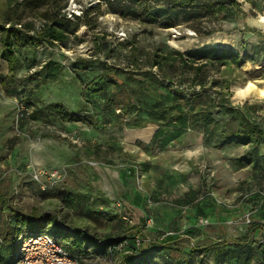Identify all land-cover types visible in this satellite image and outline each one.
<instances>
[{
  "label": "rangeland",
  "instance_id": "374dc122",
  "mask_svg": "<svg viewBox=\"0 0 264 264\" xmlns=\"http://www.w3.org/2000/svg\"><path fill=\"white\" fill-rule=\"evenodd\" d=\"M238 1L240 8L231 6L229 12L214 14L201 6L184 11L174 0H67L66 10L82 12V15L91 6L98 7L89 12L87 21L81 22L77 31L79 40L72 39L56 47L42 44L24 51L23 60L27 62L35 59L40 65L49 60L63 64L64 70L57 80H42L36 73L40 65L24 68L9 76L10 79L0 76V100L4 101L0 134L32 139L38 145L44 137L50 136L59 145L69 148L64 149L65 156L76 154L80 158L74 162L65 160L64 170H57L55 179L43 176L36 181L33 177L36 166L27 170L22 167L0 170V190L15 209L6 207L7 212L13 215H18L16 211L25 212L36 220L51 214L66 227L80 228L98 239L123 238L126 218L132 219L129 223L132 225L136 223V215L146 221L153 217L152 226L145 225L148 239L179 238L177 245L164 251V258H155L156 264H167L170 259L177 264H258L256 259L248 257V249L242 254L232 249L226 259L196 249L225 234L215 219L217 212L208 202L219 195L214 190L217 172L211 170L207 162L200 164V170L189 171L187 178L183 176L179 183L172 182V170H141L136 161L128 160L130 168L137 165L139 170H123L126 160L120 158V152L125 135L150 138L156 127L151 124L139 130H126L125 127H133L148 117L147 112L146 116H139L144 112L137 108V118L124 114L117 98L109 101L114 87L104 78L107 68L110 72L111 68H118L125 74L129 93L132 87L144 82L142 74L148 66L144 56L158 47L164 51L201 49L209 45L234 50L245 48L258 56L254 57L256 61L246 60L240 66L229 68L208 67L204 81L206 89L210 90H223L226 83H230L233 104L251 106L253 118L264 125V0H253L255 4ZM4 10V0H0V21ZM194 30H214V33L198 37ZM131 42L137 46L141 57L138 65L133 63ZM78 61L84 64L78 65ZM213 81L218 84L212 87ZM10 83L16 87L11 89ZM35 87L38 91L32 97L31 90ZM21 95L33 113L39 110L38 122L33 125L30 124L35 121L33 113L24 120H16V100ZM58 103L69 112L79 114L82 124L72 131L60 127L59 116L52 112ZM93 121H99L101 130L94 128L92 133L87 128L86 124H94ZM166 131L165 139L172 136V129ZM110 137L115 142L112 160L104 154V138ZM89 151L93 157L86 158L84 155L89 156ZM7 152L3 150L2 154ZM245 177H241L242 185L247 183ZM15 186L19 188L18 193H14ZM218 199L221 204L229 203ZM242 220L246 221V217ZM61 242L67 248V243ZM126 244L121 242L117 250L131 251ZM119 262L120 254L108 249L106 256L89 251L80 264Z\"/></svg>",
  "mask_w": 264,
  "mask_h": 264
},
{
  "label": "trees",
  "instance_id": "16d2710c",
  "mask_svg": "<svg viewBox=\"0 0 264 264\" xmlns=\"http://www.w3.org/2000/svg\"><path fill=\"white\" fill-rule=\"evenodd\" d=\"M248 1L255 4L253 0ZM174 2L184 11L196 10L201 6L214 14L220 11L229 12L231 6L241 7L238 0H174ZM66 3L67 0H4L5 10L0 21V58L7 61L9 74H16L24 68L40 65L35 59L29 62L23 60L26 49H34L42 44L56 47L67 44L72 39L79 40L77 31L81 22L87 21L89 12L96 10L98 5L91 6L82 17H77L73 21L63 14ZM26 14H31L33 17L30 18ZM38 20L45 23L41 31L36 32ZM31 31L35 33L32 34ZM194 32L198 37H208L214 33V30L205 32L194 30ZM130 51L133 63L138 65L141 57L133 42L130 44ZM144 57L148 65L142 74L144 82L139 83L136 88L132 87L129 93L122 92L126 81L125 74L118 68H111V72L108 68L106 70L105 82H109L114 87L110 100L117 98L124 114H133L132 117L137 118V108H140L144 115L146 111L152 122L154 120L164 127L161 132L162 138H166L164 133L167 129H172V136L167 140L191 128L204 131L208 143H212L215 147L241 144L248 145L251 150L264 152V125L253 118L250 106L233 104L229 90L230 83L227 82L223 90L217 88L210 90V88L206 89L204 81L208 67L221 69L240 66L246 60L256 61L254 57L258 58L257 55L247 52L245 48L234 50L209 45L201 49L193 48L185 51L175 49L164 51L158 47ZM77 64L83 65L84 62L78 61ZM63 70V64L49 60L41 64L36 73L44 81H54L59 78ZM217 84V81H213L211 86ZM200 103L202 108L197 107ZM38 111H34V118H37ZM52 112L63 121L82 120L79 114L69 112L61 103L55 104ZM0 198L5 200L9 209L15 210L7 197L5 199L0 193ZM16 212L22 217L21 224H18L19 234L41 232L51 223L49 227L53 236L58 241L64 240L68 251L82 259L91 250L106 256L107 250L110 249L111 253L120 254L118 264H155L156 257L163 256L167 248L177 245L179 241L174 236H167L160 241L148 239L144 231L146 219L137 215L135 224H129L132 223V219L126 220L127 229L123 238L107 236L98 239L80 228L66 227L51 214H45L41 219L36 220L20 211ZM256 228L257 226L250 227L245 235L233 238L232 242L215 241L196 249L203 250L204 253L214 249L216 257H219L220 254H224L227 246L253 243L252 235ZM128 239H132V242ZM123 241L127 243L125 247L129 246L131 251L117 250ZM248 257L253 258V255L250 253ZM260 257V264H264L263 250Z\"/></svg>",
  "mask_w": 264,
  "mask_h": 264
},
{
  "label": "crops",
  "instance_id": "0c3cea01",
  "mask_svg": "<svg viewBox=\"0 0 264 264\" xmlns=\"http://www.w3.org/2000/svg\"><path fill=\"white\" fill-rule=\"evenodd\" d=\"M8 70L7 61L0 58L1 79L2 77L10 79L9 76L15 75L9 74ZM9 86L10 88L16 87L11 83ZM127 89V86H123L122 92L124 94L125 92L128 93ZM31 91V95L34 97L38 89L35 87ZM3 105L4 101L0 100V116L4 114L1 108ZM197 107L202 108V104L200 103ZM250 109V113L252 114L254 109L251 106ZM132 115H129V117H132ZM142 115L146 116L144 114ZM36 119L38 118H35V121H31L30 124L33 125V123L38 122ZM59 122L58 125L67 131H72L77 125L82 124L80 121L68 122L61 119ZM93 123L86 124L92 133L94 128L101 130L99 121H93ZM151 124L153 127H156V130L150 138L144 139L138 136L129 138L125 135L124 140L122 139L120 158L126 160V166L123 170H129L130 163L128 160L136 161L141 170H172V182H178L183 180V176L187 178L189 171L200 170L199 167L203 161L207 162L211 170H216L217 172L214 180V183H216L214 190L219 195V198L229 202H222L221 204L218 197L208 199L209 205L217 212L215 218L217 223L225 231L224 235L222 234L217 239H211L209 243L222 240L232 242L233 238L245 235L250 227L257 226L252 235L253 243L227 246L224 254H220L219 257L221 256L226 259L232 249H235L238 254L239 252L242 254L245 249H248L253 255V259H256L258 264H260V254L262 250L264 251V245L261 242L264 239V195L262 194L264 191V152L251 150L248 145L241 144L215 147L212 143H208L204 131L192 130L191 128H188L187 132L167 140L162 138L161 135L162 130L160 129L164 127L159 123H155L154 120L152 122L148 117L143 118L137 125L125 127V129L128 131L139 130ZM104 141V149H106L104 151L105 158L112 160L115 142H113L111 137L108 140L104 138ZM64 149L69 150L67 146L63 144L59 145L50 136L44 137L41 144L38 145L32 139H15L11 138V136L0 134V170H18L19 167L27 170L30 166H36V168L46 167L48 170L56 171L64 170L63 164L65 160H72L74 162V160L80 158L76 154L75 156H73L74 154L65 156ZM3 150H7L8 152L2 154ZM91 152L89 151V156H84L86 158L93 157V153ZM137 165H132L130 170H139ZM94 168H97L95 164ZM210 168L207 170H210ZM244 174H246V177ZM241 177H245L248 184L242 185L240 183ZM0 180L1 185L2 179ZM27 181H29V178ZM177 182L175 183L178 184L179 182ZM0 193L4 198L7 197L1 190ZM7 206L5 200L3 201L0 198V261L4 264L11 263L19 248L18 227L20 225L18 224L22 222V217H19L16 213L13 215L7 212ZM22 213L34 218L30 214ZM243 217H246V221L242 220ZM10 219L11 222H9ZM210 252L215 254L214 249ZM160 257L164 258L165 254L158 258ZM167 264H177V262L173 260L171 262L170 259Z\"/></svg>",
  "mask_w": 264,
  "mask_h": 264
},
{
  "label": "built area",
  "instance_id": "2783aa9c",
  "mask_svg": "<svg viewBox=\"0 0 264 264\" xmlns=\"http://www.w3.org/2000/svg\"><path fill=\"white\" fill-rule=\"evenodd\" d=\"M63 14L73 21H75L77 17L83 16L82 12L73 10L67 11L66 8L63 9ZM44 23L45 22L42 20L36 21V32L41 31L44 27ZM31 33L34 34L35 31H31ZM16 105L17 121L24 120L33 113V109L27 106L26 98L23 95L16 100ZM33 170V177L36 181H40L43 176H47L49 179L58 177V171L56 170L48 171L42 167L33 168ZM45 187L46 185H43L42 189H45ZM13 189L14 193L19 192L18 187L15 186ZM262 194L264 195V191ZM9 222H11V219ZM153 223V217L147 219L148 226H152ZM18 242L19 248L9 264H80L82 261V258L72 255L64 244L53 236L51 228L49 227L37 233H20L18 235ZM261 242L264 245V239ZM0 264L4 263L0 261Z\"/></svg>",
  "mask_w": 264,
  "mask_h": 264
}]
</instances>
